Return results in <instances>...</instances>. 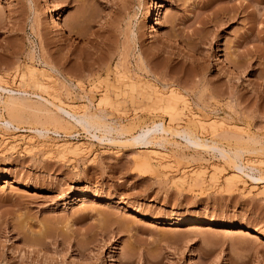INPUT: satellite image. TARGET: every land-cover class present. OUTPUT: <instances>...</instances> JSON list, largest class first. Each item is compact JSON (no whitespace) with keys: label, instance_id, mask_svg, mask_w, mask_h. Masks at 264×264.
<instances>
[{"label":"rangeland","instance_id":"374dc122","mask_svg":"<svg viewBox=\"0 0 264 264\" xmlns=\"http://www.w3.org/2000/svg\"><path fill=\"white\" fill-rule=\"evenodd\" d=\"M55 1L49 7L42 0H0V83L45 97L36 82L50 85L49 98L78 111L91 103L92 113L107 93L122 102L106 107L107 119L126 132L99 130L114 140L106 144L81 126L28 114L17 119L18 130L0 126V264H264V185L243 176L228 188L235 171L230 162L172 134L165 147H151L156 152L124 143L153 122L173 131L190 128L206 143L215 140L232 152L243 148V163L255 168L245 171L264 176V5ZM160 3L163 12L151 24L147 17ZM57 9L64 32L49 19ZM234 11L240 14L227 20ZM139 54L147 70L138 68ZM34 66L37 76L22 79ZM139 85L165 94L178 90L189 104L180 103L172 121L150 107L154 98L137 107ZM0 113V121L12 119L1 106ZM200 122L207 126L202 133ZM40 126L51 134L40 138L29 131ZM225 131L261 144L221 138ZM66 144L82 149L62 155ZM83 196L88 200H77ZM208 222L215 227L207 229ZM227 225L254 231L222 232Z\"/></svg>","mask_w":264,"mask_h":264},{"label":"bare ground","instance_id":"6f19581e","mask_svg":"<svg viewBox=\"0 0 264 264\" xmlns=\"http://www.w3.org/2000/svg\"><path fill=\"white\" fill-rule=\"evenodd\" d=\"M42 1H44L47 4V6H49V7H55L57 5L55 0H42ZM256 1L259 2L258 4L264 5V0H256ZM163 9H164V6L162 5V3H160L158 6V10H156V11L154 10V11L149 13L147 19L150 21L151 24H154V20H155L154 17L160 16L163 12ZM235 11H236V9H235ZM235 11L233 12L234 14H230L229 12L226 14L227 20H233L238 16V14H240L239 12H235ZM59 13H60L59 9L54 10L52 12V15L51 14L49 15V17H50L49 19L51 20L52 24L55 25L56 31L64 32L65 31L64 25L62 24V22L57 20ZM34 52L35 51L32 50L29 53V57L31 59H35ZM38 60H39V58H38ZM136 64L138 65L139 69L143 70V68H144L145 70H147V66L144 64L143 58L140 54L138 55V61L136 62ZM234 67H236V66L234 65ZM236 69H238V68H236ZM17 70H18V68H17ZM51 70L53 72H56L57 69H55L54 67L51 66ZM37 74H38L37 69L34 66V68L30 69V71L26 75L22 74L21 76H22V79L25 76H29V78L34 79L37 76ZM122 75H123V73H121V75H119V76L121 78H123ZM49 86L50 85L46 86L43 83H40V82L37 83L36 82V87L38 88V90L43 91L44 94L46 93L45 94L46 96L48 95L49 97H51L52 94H50L51 92L48 91ZM133 90H136V89L133 87ZM170 90H171L170 94H167V93L165 94V93L160 92V90H153L152 89V91H151L150 87L148 88V87H144L142 85H139L137 87V97H136L137 104H138L137 107L141 108L142 104L144 105L145 101H147V99L152 100V98H154V100L152 102L153 104L150 107H152L153 110H159V111L165 112V114H167L172 121L176 120V118L180 114L179 104L183 103L185 105V107H187L189 104L187 102L188 97L186 98V95L183 94L182 92H176L178 90H176V91H174L172 89H170ZM55 92H56V90H55ZM2 94H5L6 97L3 96ZM31 96L36 97L37 100H33L31 98ZM48 96L45 97L43 95V93L39 94L36 92H30L28 90L25 91V89L24 90H21V89L15 90V89L9 88L8 86H4L3 84L0 83V106L3 107V110H7L8 113L10 114V116L12 117V119L2 118L0 121L1 122L0 126L5 128L6 130H18L19 126L16 124V122L18 121L17 119H19V121H20V118H22V117L26 116V114H28L29 116H31V115L34 116L35 119L37 118V120L41 119V118H45V119L47 118V119L51 120V123L52 122L55 124L58 123L57 126H59V124H63V125L64 124H70V125L73 124L75 126L76 125L81 126L83 128L82 130H85V132L87 134H89L92 139L98 140L99 142L106 143V144H111V143H113L114 140L111 139L110 137H108L107 135L106 136L103 135L102 133L98 134L99 130H102V129L109 130V131L118 130V131H121V133L126 132L125 128L121 127L122 129H120V128L114 127L113 125H115V123L113 121L110 122L107 119L109 112L106 110V107L118 108L122 104V102L112 99L107 93L103 94L100 101L98 102V107L100 106L102 108H99L98 111H95L93 113L90 111L91 103H89L88 106L86 105L87 107L82 108L80 106L81 109L78 108V109H80L79 111L77 109L71 110L72 107L68 108L67 106H65L63 104V102H56L54 100L55 98L52 99V98H49ZM82 97L80 96L79 98L82 99ZM84 98H86V97H84ZM66 104H68V103H66ZM49 108L54 109L56 112L54 110L53 111L55 113L51 112L52 110L50 111ZM73 108H75V107H73ZM0 115H1V113H0ZM1 117H3V116H1ZM30 118L28 117V119H30ZM24 120H26V119H24ZM39 121H37L38 124H39ZM45 121L47 122L48 120H45ZM199 126H200L199 129L201 130V133L207 127L202 122H200ZM63 127H65V126H63ZM29 131L31 133L35 134L36 136L40 137V138H44V137L46 138V136L51 134V132H52V130H50L49 128H46L44 126L32 127V129H29ZM214 131H215V129H214ZM53 133H55L56 135H59L57 130H55ZM171 134L173 136L179 138L185 144V146H187L189 148H195L197 150L199 149V150H203V151L215 150L218 152L217 153L218 157L221 160H223L224 162L225 161L230 162L229 164L233 165V167L235 168V171L231 176L228 175L229 178L226 181L228 188L233 187V186L237 185L239 182H241L242 181L241 179L243 176H246L255 185H258V184L264 185V176L263 175L257 176V175L247 173V171H245V169H250L249 171H251V173H252V170L254 171L255 168L253 166L252 167L246 166L243 163L242 158H243L244 154L246 153V151L243 150V148L236 149V151L232 152L231 150H228V149L224 148L223 146L217 145V142L215 140H211L209 143H206L202 140V138L199 137V135L197 133H195L190 128L189 129L188 128L182 129L180 131H173V130L167 129V124L164 122H153V124H151L150 126L142 127L141 129H139L134 134L125 138L124 143H129L131 146H135V148L136 147L141 148V150L147 149V150L156 152L158 150L151 148V147L155 146L158 149L165 147V145L167 143H169L168 136L169 135L171 136ZM219 135H220V137L223 136V138L225 137V138L230 139V140L233 139L236 142H239V144H243V145L245 144L249 147L250 146H257V145L261 144L260 141L253 136L252 137L249 136L248 139H245L246 137L244 138L243 136H239L237 133L233 134L229 131L228 132L227 131L221 132V134L219 133ZM80 146H82V145H80ZM81 149L82 148L79 146L73 147L71 145L66 144L65 146L62 147L60 152L62 155H65L67 153L78 155L79 154L78 152L81 151ZM252 150H254V149H252V147H251V149L248 150L247 152H250ZM69 156H70V154H69ZM152 156H151V158H152ZM150 164L148 161L144 162V165H147L145 167L150 166ZM255 172H257V171H255ZM226 184L224 186H226ZM93 198L95 200H102L104 202H110L111 201L110 198H101L98 195H94ZM77 200L78 201H87L88 197L83 196V197L77 198ZM139 215L142 216V214H139ZM143 216H145V215L143 214ZM152 221L157 223V222L161 221V219L152 218ZM184 221L185 220H182V219L175 220V223H173L172 225H181ZM199 224H203V223L195 222L192 225H199ZM205 224H206L205 227H207V229L215 227V223H213V222H208ZM220 229H222V232H224V233H239V234L240 233H247V231H254L249 227L234 226V225L221 226ZM189 263L193 264L192 261Z\"/></svg>","mask_w":264,"mask_h":264}]
</instances>
